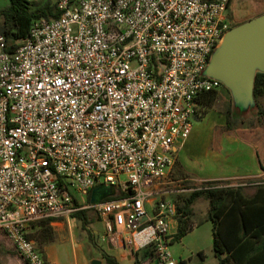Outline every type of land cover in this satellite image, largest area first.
Segmentation results:
<instances>
[{
  "label": "built area",
  "instance_id": "1",
  "mask_svg": "<svg viewBox=\"0 0 264 264\" xmlns=\"http://www.w3.org/2000/svg\"><path fill=\"white\" fill-rule=\"evenodd\" d=\"M54 2L59 17L14 51L0 37V231L27 264H48L32 226L90 211L104 241L180 264L174 198L186 190L172 171L198 98L222 86L205 71L232 0ZM99 185L111 198L91 203Z\"/></svg>",
  "mask_w": 264,
  "mask_h": 264
},
{
  "label": "rangeland",
  "instance_id": "2",
  "mask_svg": "<svg viewBox=\"0 0 264 264\" xmlns=\"http://www.w3.org/2000/svg\"><path fill=\"white\" fill-rule=\"evenodd\" d=\"M28 1L33 4L34 8L40 7L49 1L53 2V0ZM263 13L264 0H232L228 9L232 28ZM217 92L218 99L211 109L212 111L204 114V110L201 108L197 119H192L190 142L193 141V146L191 148L186 147L185 151L180 154L181 163L190 169L189 174L192 176L184 177L183 171L180 172L174 167L172 179L176 182L175 186L178 190H181V188L186 190L185 193L176 196L184 197L195 190L201 189L203 182L198 179L202 177L219 176L232 172L231 167L226 164L228 159L226 153L234 150L238 145L234 144L231 147L223 145L222 147L221 144L222 149L220 150L218 145L222 135H230L241 139L242 151L250 148L254 149L264 164V120L257 116L254 104H249V110L242 115L244 123L240 128L233 132H225L224 129H221L223 119L217 113L224 116L229 107L235 111L234 107L238 105H236L231 94L226 92L223 87L219 88ZM258 104L261 108H264V98H260ZM241 109L245 111L243 108ZM263 177L252 180L258 184L260 181L264 182ZM183 179L185 181H182ZM227 182H230L229 186L242 187L244 194L247 196L252 195L258 186H241L242 182H246L238 179L228 180ZM194 206V215L197 214V219L194 220L193 225L200 224L199 228L189 233L181 241L174 243L170 251L177 261L180 260V264H218L212 252V224L206 220L205 216L209 208L208 202L199 199ZM146 208L150 211L149 206ZM84 213L86 218L85 227L82 226V221L72 217L69 222L63 221L60 225L52 226L56 235L53 246L57 250L60 261L65 264H72L76 256L80 258L82 250L89 258H94L100 264H105L100 255V251L107 250V241L103 240L105 236L104 225L94 213L90 211ZM37 230V227L33 228L31 234H34ZM58 232L70 235L62 236L61 239ZM199 250L201 253H199ZM127 254L131 263L138 259L141 264H153L149 253L146 251L137 254L127 251ZM182 259H185L184 262H182ZM0 264H25L2 234H0Z\"/></svg>",
  "mask_w": 264,
  "mask_h": 264
},
{
  "label": "trees",
  "instance_id": "3",
  "mask_svg": "<svg viewBox=\"0 0 264 264\" xmlns=\"http://www.w3.org/2000/svg\"><path fill=\"white\" fill-rule=\"evenodd\" d=\"M8 1L9 4L0 9V37L5 39L8 52L14 51L17 43L24 41L29 36L30 28L34 22L42 18L50 21L60 15L56 11L54 0L37 8H34L28 0ZM225 90L229 93L227 89ZM217 91L204 93L198 98L199 106L204 110V114L210 111L216 103ZM260 98H264V73H256L253 88L254 108L257 116L264 120V108L258 104ZM234 109L236 112L229 107L225 113L224 129L227 132L237 130L244 123L242 115L245 111H242L239 106H235ZM258 166L259 170L264 172V164L260 159ZM183 174L184 177L191 175L188 172ZM229 185L230 182L227 181L203 182L201 189L195 190L187 196L174 198L177 212L174 242L181 241L193 230V206L197 200L204 199L209 206L207 218L212 224V252L217 263L264 264V182L260 181L250 196L244 194L242 187ZM110 198L108 196L103 201ZM90 199L91 193L88 194V200L90 201ZM72 218L82 221V226L85 227L84 212H78ZM35 227L38 230L28 237L38 243L40 251L43 253V248L55 241V231L51 220L38 222L32 226V230ZM0 234L12 246L7 236L1 231ZM12 248L17 252L13 246ZM17 254L27 264L18 252ZM100 255L105 264H118L112 255L104 251H100ZM135 264L141 263L135 259Z\"/></svg>",
  "mask_w": 264,
  "mask_h": 264
},
{
  "label": "water",
  "instance_id": "4",
  "mask_svg": "<svg viewBox=\"0 0 264 264\" xmlns=\"http://www.w3.org/2000/svg\"><path fill=\"white\" fill-rule=\"evenodd\" d=\"M256 73H264V13L224 34L205 71L206 76L219 81L229 91L236 105L245 112L249 104H254ZM112 193L111 187L96 186L90 201L97 203Z\"/></svg>",
  "mask_w": 264,
  "mask_h": 264
},
{
  "label": "crops",
  "instance_id": "5",
  "mask_svg": "<svg viewBox=\"0 0 264 264\" xmlns=\"http://www.w3.org/2000/svg\"><path fill=\"white\" fill-rule=\"evenodd\" d=\"M8 4H9L8 0H0V9L6 7ZM210 111H212V110H210ZM217 115L219 117H222L223 121L221 122V129H224L225 115L223 116L219 113H217ZM191 137H192V132H191L189 138L186 140V142L181 147H179V150L177 153L176 164L174 166L176 170L178 169L180 172L183 171V173L191 172L190 169L186 168V165L181 163V161H180V154H182V152L185 151L186 147L191 148L193 146L192 145L193 141L190 142ZM219 142H220V144L218 145V147H220V150L222 149L221 144H222V147H223V145H226L227 147H231V145L233 146L234 144L238 145L237 148L226 153L227 157H228V159L226 160L227 161L226 164H228L231 167L232 172L230 174H225V175L222 174L219 176L211 175L210 177H208V176L202 177V178L198 179L199 181H202V182L228 181V180H232V179H238V180L243 181V180L257 179V178H261L264 176V172L259 170V166H258L259 155L256 154L254 149H252V148L242 151L241 147L243 144H242L241 139H237V138L230 136V135H227V136L222 135ZM182 181H185V179H183ZM103 193H101V194H103ZM108 195H111V194H108ZM194 209H195V206L193 207V210ZM207 212H208V210H207ZM205 216H206V220H208L207 213ZM195 219H197L196 213H195V215L193 214V216H192L193 223H194ZM67 222H69V221H67ZM199 226H200V224H194L192 231L194 232V230L198 229ZM58 234H59V237L61 239H62V236L66 237L67 235H70V234H66L63 232H58ZM53 243L50 245H47L43 248L42 255H43L44 259L48 262V264H65L62 261H60V257L58 256L57 250L54 248ZM106 246H107V250H105L104 252L115 257L118 264H123V263L135 264V260L131 263V261L128 259L127 251H129V250L124 249L120 244L111 245L109 242H107ZM81 250H82V248H81ZM81 252H82V254L80 255V258H77V256H76L74 259V262L72 264H92V262L95 261L94 258H89L83 250ZM199 253H201V251ZM184 260L185 259H182V262H184ZM137 261L139 262L138 259H137Z\"/></svg>",
  "mask_w": 264,
  "mask_h": 264
},
{
  "label": "flooded vegetation",
  "instance_id": "6",
  "mask_svg": "<svg viewBox=\"0 0 264 264\" xmlns=\"http://www.w3.org/2000/svg\"><path fill=\"white\" fill-rule=\"evenodd\" d=\"M93 191V190H92ZM91 196H92V192H91Z\"/></svg>",
  "mask_w": 264,
  "mask_h": 264
}]
</instances>
